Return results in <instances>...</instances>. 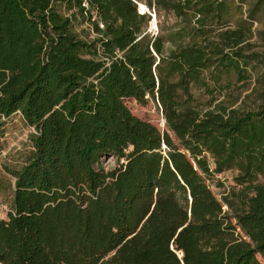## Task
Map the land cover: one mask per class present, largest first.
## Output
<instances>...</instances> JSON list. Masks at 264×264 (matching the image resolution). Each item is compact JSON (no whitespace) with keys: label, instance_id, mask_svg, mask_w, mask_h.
<instances>
[{"label":"trees","instance_id":"obj_1","mask_svg":"<svg viewBox=\"0 0 264 264\" xmlns=\"http://www.w3.org/2000/svg\"><path fill=\"white\" fill-rule=\"evenodd\" d=\"M257 25L264 0H0V154L13 117L33 130L1 171L0 264H264Z\"/></svg>","mask_w":264,"mask_h":264},{"label":"rangeland","instance_id":"obj_2","mask_svg":"<svg viewBox=\"0 0 264 264\" xmlns=\"http://www.w3.org/2000/svg\"><path fill=\"white\" fill-rule=\"evenodd\" d=\"M245 8H248L246 6ZM140 11L149 12L146 6L140 4ZM86 26V25H85ZM256 30H264V25L255 26ZM149 32L154 36L158 34V26L156 19L150 24ZM257 39H253L255 42ZM203 108L208 105L209 98L207 95H203L200 92H195ZM256 99V94L252 93V90L245 91L238 101L229 100L223 101L225 107L232 109H248ZM234 101V102H233ZM233 102V103H232ZM128 107L134 115L137 117L149 121L159 129H164V118L161 111L159 110L157 104L150 102L147 105H141L137 101L129 99L126 101ZM218 104V102L216 103ZM33 132L32 129L26 127L19 116L13 117L10 122H8L4 135L2 136L1 143L3 144V150L0 154V220L6 219L7 213L9 211L8 201L10 199V194L6 190L8 183L2 181L1 171L4 165H9L16 167L22 163L23 157L30 149L29 136ZM102 165L107 168H113L115 166V161L112 159L104 160ZM233 176L234 173L227 172L220 176H216L211 183L214 188L213 192L218 198H221L222 194L233 186ZM223 185V186H221Z\"/></svg>","mask_w":264,"mask_h":264},{"label":"water","instance_id":"obj_3","mask_svg":"<svg viewBox=\"0 0 264 264\" xmlns=\"http://www.w3.org/2000/svg\"><path fill=\"white\" fill-rule=\"evenodd\" d=\"M140 13H141V14H145L146 12H144V11H143V12H142V11H140ZM164 125H165V119H164Z\"/></svg>","mask_w":264,"mask_h":264},{"label":"built area","instance_id":"obj_4","mask_svg":"<svg viewBox=\"0 0 264 264\" xmlns=\"http://www.w3.org/2000/svg\"><path fill=\"white\" fill-rule=\"evenodd\" d=\"M162 116H163V114H162Z\"/></svg>","mask_w":264,"mask_h":264}]
</instances>
